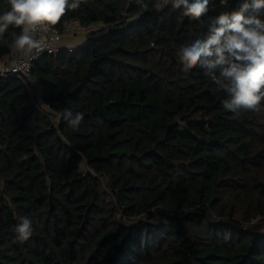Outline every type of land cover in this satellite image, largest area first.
I'll use <instances>...</instances> for the list:
<instances>
[{
    "label": "trees",
    "instance_id": "obj_1",
    "mask_svg": "<svg viewBox=\"0 0 264 264\" xmlns=\"http://www.w3.org/2000/svg\"><path fill=\"white\" fill-rule=\"evenodd\" d=\"M159 2L82 0L54 27L101 26L34 61L40 95L0 77V264H264V100L226 111L177 55L246 0H209L199 21Z\"/></svg>",
    "mask_w": 264,
    "mask_h": 264
},
{
    "label": "clouds",
    "instance_id": "obj_2",
    "mask_svg": "<svg viewBox=\"0 0 264 264\" xmlns=\"http://www.w3.org/2000/svg\"><path fill=\"white\" fill-rule=\"evenodd\" d=\"M10 10L0 15V37L10 26L21 32L12 41L19 52H43L47 44L38 33H47L57 25L69 10L80 7L82 0H8ZM228 0H220L221 6ZM143 8L148 4L136 0ZM171 5L183 9V16L199 21L209 11V0H160L158 7ZM207 35L179 48L177 55L182 71L190 73L195 68L206 69V75L229 94L223 101L226 111L239 114L259 111L264 100V0H251L239 10L221 12L211 18ZM4 43H8L6 40ZM51 50V49H49ZM227 53V55H226ZM219 69V75L216 74ZM64 119L72 127H78L83 113L66 110ZM32 221L21 218L16 227L21 241L32 235Z\"/></svg>",
    "mask_w": 264,
    "mask_h": 264
},
{
    "label": "built area",
    "instance_id": "obj_3",
    "mask_svg": "<svg viewBox=\"0 0 264 264\" xmlns=\"http://www.w3.org/2000/svg\"><path fill=\"white\" fill-rule=\"evenodd\" d=\"M100 26L101 24H94L85 27L81 24L78 18H71L63 21L61 29L53 27L47 33H38L37 38H43L47 44L45 50L39 53H36L35 51L27 53L19 52L14 47L11 54L0 61V77L16 76L22 79L29 89L33 88L36 90L37 95H40V81L31 71L34 61L44 52H54L59 49L60 47L58 48L56 43L59 42L64 35L77 34L80 31L87 32L91 29L99 28Z\"/></svg>",
    "mask_w": 264,
    "mask_h": 264
},
{
    "label": "crops",
    "instance_id": "obj_4",
    "mask_svg": "<svg viewBox=\"0 0 264 264\" xmlns=\"http://www.w3.org/2000/svg\"><path fill=\"white\" fill-rule=\"evenodd\" d=\"M86 40V35H77V36H72V35H64L62 39L57 42L56 44L59 47H67V48H74L77 46H80L83 44V42Z\"/></svg>",
    "mask_w": 264,
    "mask_h": 264
},
{
    "label": "rangeland",
    "instance_id": "obj_5",
    "mask_svg": "<svg viewBox=\"0 0 264 264\" xmlns=\"http://www.w3.org/2000/svg\"><path fill=\"white\" fill-rule=\"evenodd\" d=\"M91 30H97V28H95V29H91ZM86 35L87 36V32L86 31H80L79 33H77V34H72V36H77V35Z\"/></svg>",
    "mask_w": 264,
    "mask_h": 264
}]
</instances>
